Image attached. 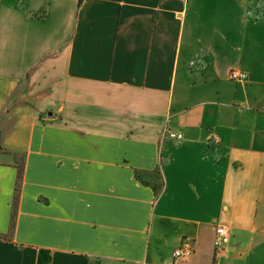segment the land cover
I'll return each instance as SVG.
<instances>
[{"label":"crops","instance_id":"obj_1","mask_svg":"<svg viewBox=\"0 0 264 264\" xmlns=\"http://www.w3.org/2000/svg\"><path fill=\"white\" fill-rule=\"evenodd\" d=\"M0 264H264V0H0Z\"/></svg>","mask_w":264,"mask_h":264},{"label":"built area","instance_id":"obj_2","mask_svg":"<svg viewBox=\"0 0 264 264\" xmlns=\"http://www.w3.org/2000/svg\"><path fill=\"white\" fill-rule=\"evenodd\" d=\"M229 79L236 82H243L247 80V74L238 69H231L228 73ZM161 135L163 138L173 140H181L183 138L181 133L173 132L167 128H163ZM230 231L225 225H219L216 228L213 245L215 249L221 248L229 241ZM192 253V240L188 237L181 239L179 246L174 250L173 256L175 258L188 257Z\"/></svg>","mask_w":264,"mask_h":264},{"label":"rangeland","instance_id":"obj_3","mask_svg":"<svg viewBox=\"0 0 264 264\" xmlns=\"http://www.w3.org/2000/svg\"><path fill=\"white\" fill-rule=\"evenodd\" d=\"M51 116H52V115H51ZM59 118H63V117L60 116ZM62 120H63L64 123L71 122V121H67V120H64V119H62ZM62 120H61V121H62ZM57 121H60V120L58 119ZM50 122H54V121H50ZM50 122H47V123H50ZM55 122H56V120H55ZM70 124H71V123H70ZM157 174H158V173L156 172L155 175H157ZM155 175H154V178H155ZM139 176H140V178H141L143 181H145V180H144V177H142L141 174H140ZM151 179H153V177H152ZM146 181H147V179H146Z\"/></svg>","mask_w":264,"mask_h":264},{"label":"trees","instance_id":"obj_4","mask_svg":"<svg viewBox=\"0 0 264 264\" xmlns=\"http://www.w3.org/2000/svg\"><path fill=\"white\" fill-rule=\"evenodd\" d=\"M19 176H20V171H19Z\"/></svg>","mask_w":264,"mask_h":264}]
</instances>
